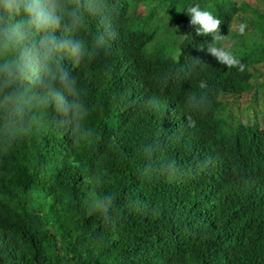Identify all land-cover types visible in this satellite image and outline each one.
<instances>
[{"label":"trees","instance_id":"trees-1","mask_svg":"<svg viewBox=\"0 0 264 264\" xmlns=\"http://www.w3.org/2000/svg\"><path fill=\"white\" fill-rule=\"evenodd\" d=\"M120 1L60 0L55 35L87 48L73 64L62 49L47 67L38 62L37 29L0 48V264H264V0L255 17L239 11L244 0H154L159 31L126 60L98 52L80 28L83 8L118 12ZM192 3L258 52L250 63L260 81L239 66L219 81L201 43L211 35L177 7ZM29 54L37 70L26 77L14 62ZM53 70L75 81L74 92L61 89L63 103L45 96ZM229 89L224 113L216 100ZM257 112L259 134L240 119Z\"/></svg>","mask_w":264,"mask_h":264},{"label":"clouds","instance_id":"clouds-1","mask_svg":"<svg viewBox=\"0 0 264 264\" xmlns=\"http://www.w3.org/2000/svg\"><path fill=\"white\" fill-rule=\"evenodd\" d=\"M160 2L164 6L166 0H160ZM120 4L118 12L114 9L102 11L94 8L92 10V6L83 8L80 13V28L82 26V32L88 29L96 36L99 45L98 52L126 60L130 56L133 57L132 50L136 43L151 41L153 32L159 31L160 22H155L151 16L156 7L154 0H122ZM162 6H159L158 10ZM65 7L60 0H0V48L16 47L21 41L30 38L34 29H37L42 34L44 44L42 48L36 49L34 54L38 62H44L45 67L52 61L57 50L62 52L61 49L68 53V59L73 57L71 64L76 59L84 58L87 54L84 41L74 38L67 31L60 37L55 35L54 30L63 19ZM177 7L182 8L190 17V23L195 26L196 33L211 35L212 40L209 44L203 41L201 43L203 48H207L208 54L210 53L219 62L215 73L222 84L226 80H232L233 66H239L241 70L243 67L246 68L249 73L248 79L251 83L255 81L251 80L254 74L252 69L254 64L250 63V59L252 58L251 53L258 52L251 51L250 43L245 49L246 44H241L239 36H229L228 33L222 35L219 27L221 19L208 7H202L199 3ZM67 14L75 16L76 10L72 9ZM16 17H22V19L16 21ZM8 21L14 22L9 23ZM245 29L246 23L242 21L238 25V31L243 34ZM247 37L250 42L259 40L257 34L254 36L248 34ZM184 38L181 37V39ZM31 55L21 57L14 62L17 70L26 77L31 76L37 70V65L33 63ZM57 81L60 87H57ZM74 85V79L67 72L53 70L44 85L45 96L57 103H63L64 92L61 89L74 92ZM230 93L221 94L216 100L224 113L232 111L227 103L233 101V97L229 98L233 92ZM17 99L15 93L7 97V100L13 104H16ZM226 132L231 131L226 130ZM94 207L105 209L106 200H97Z\"/></svg>","mask_w":264,"mask_h":264},{"label":"rangeland","instance_id":"rangeland-1","mask_svg":"<svg viewBox=\"0 0 264 264\" xmlns=\"http://www.w3.org/2000/svg\"><path fill=\"white\" fill-rule=\"evenodd\" d=\"M244 1H246V5L240 6L239 11L242 12L243 14L251 15V16L255 17V14L252 13V9H253V6L256 7L258 5L259 0H244ZM234 25L235 24H233V26ZM252 26H253V28H255L256 31L259 28L258 24H254ZM260 67H261V69L264 70V64H260ZM263 75H264V73H263ZM261 78H262L261 75H256L255 76V74H253L251 80L260 81ZM233 111L236 114H238V112L235 109ZM237 117L239 118V116H237ZM240 119H241L242 122H246V123L250 124L251 125V129L252 130H256V134H259V133L262 132V122H261L262 120H261V115L259 113L257 115H255V116H250V117H247L246 115H242V113H241L240 114ZM236 124H237V122H236ZM236 124H233L231 127L234 128Z\"/></svg>","mask_w":264,"mask_h":264}]
</instances>
